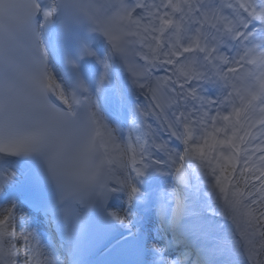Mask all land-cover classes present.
<instances>
[{
	"label": "snow or ice",
	"instance_id": "1",
	"mask_svg": "<svg viewBox=\"0 0 264 264\" xmlns=\"http://www.w3.org/2000/svg\"><path fill=\"white\" fill-rule=\"evenodd\" d=\"M110 93L127 138L101 114ZM20 161L38 178L28 205L55 225L46 251L28 214L16 222ZM154 174L174 182L159 227L133 232ZM193 176L230 234L189 212ZM0 197V264H90L101 228L127 230L130 264H215L236 244L264 264V0H0Z\"/></svg>",
	"mask_w": 264,
	"mask_h": 264
},
{
	"label": "bare ground",
	"instance_id": "2",
	"mask_svg": "<svg viewBox=\"0 0 264 264\" xmlns=\"http://www.w3.org/2000/svg\"><path fill=\"white\" fill-rule=\"evenodd\" d=\"M159 74L163 75L162 72ZM141 98L143 100V104L147 105L148 101L145 100L143 97ZM140 102L142 103L141 100ZM163 135L165 134L163 133ZM166 138H161V139H166ZM173 145L178 147L175 141H173ZM161 158H162V155H161ZM163 159H166V157H164ZM155 183H158L157 188L154 186ZM160 183H162V187L160 186ZM173 183H174L173 178L171 176H163V175L154 174L150 177V179L148 180V183L146 185H143L144 190H146L147 193L150 195L148 201L146 203H143V207L145 211L147 212V214L150 215V220H153V217L155 216V213L153 211H155L154 207L156 206L158 198H161L163 201V198L167 194V189L172 187ZM205 192L208 193V188L203 178H201L198 181L195 178V176L191 178V187L189 189L180 190L181 196L191 197L190 199H192L193 201L198 200L202 202L203 208H205V210L209 212V209H214L216 207V199L215 197H213V195L209 196L205 194ZM191 206L192 204L190 203L189 209L191 208Z\"/></svg>",
	"mask_w": 264,
	"mask_h": 264
},
{
	"label": "rangeland",
	"instance_id": "3",
	"mask_svg": "<svg viewBox=\"0 0 264 264\" xmlns=\"http://www.w3.org/2000/svg\"><path fill=\"white\" fill-rule=\"evenodd\" d=\"M202 203H196V209L200 208L202 211L199 212L195 210H191V212L198 213V217L196 219H199L201 222L205 223L207 225L208 231L223 236L224 234H230V230L233 227L231 224L230 219H228L226 222L220 223L217 221V218H212L204 215L205 210L201 207ZM225 249V250H224ZM213 257H217V260H220L222 263L218 262L219 264H244L245 255H242L239 251V245L236 244L235 248L232 247V245H228L226 247L221 248L219 251L215 253Z\"/></svg>",
	"mask_w": 264,
	"mask_h": 264
}]
</instances>
